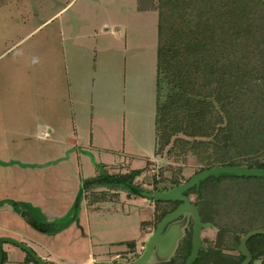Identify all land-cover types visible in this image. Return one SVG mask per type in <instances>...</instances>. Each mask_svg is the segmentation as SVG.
I'll use <instances>...</instances> for the list:
<instances>
[{"label": "rangeland", "instance_id": "1", "mask_svg": "<svg viewBox=\"0 0 264 264\" xmlns=\"http://www.w3.org/2000/svg\"><path fill=\"white\" fill-rule=\"evenodd\" d=\"M136 2L0 0V236L19 240L23 232L49 258L44 246L76 260L118 252L110 241L136 238L148 216L124 197H141L123 184L98 183L95 192L114 194V201V190L122 200L86 212L83 182L144 168L135 181L148 190L153 180L188 179L203 168L194 155L168 154L169 146L154 154L158 17ZM263 187L258 177L223 179L220 204L250 219ZM22 211L52 229L36 231ZM10 245L3 243L4 254ZM157 261L153 254L147 264Z\"/></svg>", "mask_w": 264, "mask_h": 264}, {"label": "trees", "instance_id": "2", "mask_svg": "<svg viewBox=\"0 0 264 264\" xmlns=\"http://www.w3.org/2000/svg\"><path fill=\"white\" fill-rule=\"evenodd\" d=\"M136 1L138 10H155L158 17L154 154L169 146L170 155H194L202 163L200 171L225 165L264 169V159L257 157L264 152V0ZM143 171L99 174L82 184L90 189V202L116 198L95 192L93 186L98 183L123 184L142 197L135 191L141 190L135 179ZM177 177L167 183L153 180L151 189L168 190L187 180ZM238 178L233 174L209 176L186 191L193 196L202 221L216 228L213 239L202 238L204 248L199 249L192 264H239L242 255L224 251L237 249L247 231L264 229V193L257 198L259 205L252 207L250 219L245 218L242 208L241 212L225 211L220 216L218 207L225 198L218 186L223 179ZM178 203L153 201L152 217L141 226L155 227ZM20 214L30 225L35 222L23 211ZM222 219L228 223L220 224ZM51 229L46 224V232ZM191 234L192 218L170 257L154 264H184ZM123 244L129 247L127 252L138 257L133 240ZM246 246L252 255L248 264H264V235L251 236ZM24 263L36 264L29 254Z\"/></svg>", "mask_w": 264, "mask_h": 264}, {"label": "water", "instance_id": "3", "mask_svg": "<svg viewBox=\"0 0 264 264\" xmlns=\"http://www.w3.org/2000/svg\"><path fill=\"white\" fill-rule=\"evenodd\" d=\"M219 174H233L238 177H264V169H243L240 166L230 165L216 166L198 171L181 184L165 191L135 189L139 195L152 201H178L180 204L172 212L165 214L158 221L144 241L143 249L138 257L128 262L116 260L109 264H147L153 254L156 256L169 254L181 236V228L185 224L187 214H190L192 217V234L190 252L184 264H192L198 256L199 249L204 247L201 241V230L210 227V224L201 221L197 207L191 203L189 197L184 193L193 186L197 187L199 182L207 177L218 176ZM104 181L108 182L110 180L105 179ZM180 216H182V219L179 222H174ZM31 227L39 232L46 231L45 222L35 221L31 223ZM256 234L264 235V229H251L240 238L237 249L243 256V260L239 264H248L252 260V255L247 249L246 242L251 236ZM3 243H9L18 247L26 254H29L36 264H46L44 259L39 257L26 243L7 236H0V264H2L3 259Z\"/></svg>", "mask_w": 264, "mask_h": 264}, {"label": "crops", "instance_id": "4", "mask_svg": "<svg viewBox=\"0 0 264 264\" xmlns=\"http://www.w3.org/2000/svg\"><path fill=\"white\" fill-rule=\"evenodd\" d=\"M105 190H108V189H105ZM109 192L110 193L114 192L117 194V199L114 200L115 202L122 200V195L119 194L118 192H115L114 190H109ZM124 198L130 200L133 203H136L138 205L137 208L139 209V212L141 213V215H148L146 220H143V221H147V220L151 219L152 212H153V201L151 199L141 197L140 201H138V199H136V197H124ZM114 201L113 200H106V201L88 202L87 206H86V212L98 210L99 208H102L101 204H103L104 202H114ZM129 213L130 212L128 211L126 214H129ZM43 222H45L48 225L47 220L43 221ZM141 223H142V220L140 221V227H139V230H137L136 238L131 239L135 243L134 248H135L136 253H139V249L142 251L144 241L146 240V238L151 233V230L149 228L151 226L146 225L144 228V226L143 227L141 226ZM206 229L207 230L214 229L215 232L213 234V237L215 236L216 228L213 227L212 225H210V227L205 228L201 231V240H202V238H206V237H203V235H202L204 230H206ZM41 233H46V231L41 232ZM17 234L21 237L19 240L22 241L23 243H26L29 246V244L25 240V235L23 234V232H18ZM213 237H211V239ZM131 240H125V241L112 240V241H110L109 245L121 247L120 251L112 253L110 250H108L109 254L105 255L104 250H102L100 253L97 254V256H94L93 254H89L88 256H85L84 258L78 259V260H76L75 258L68 257V256L64 257V256L58 254L57 252L49 250V248L47 246L46 247L44 246V251L51 256L50 258L48 256L36 253V251L33 249L32 250L39 257L44 259L46 264H65L63 261H77V264H95V263H100V261H104V262H101L100 264H109V263L116 261V260H121L124 262H128V261L132 260L130 258H125L126 256L131 255V253L127 252L129 250V247L127 245L123 244L124 242L131 241ZM6 244H9V243H6ZM2 246H3V244H2ZM3 253H4V251H3ZM6 253H7V257L4 256V262L2 264H4V263H6V264H25L24 259H25L26 253L24 251H22L21 249H19L18 247L11 244L10 247L6 248ZM122 255L125 257L121 258Z\"/></svg>", "mask_w": 264, "mask_h": 264}, {"label": "flooded vegetation", "instance_id": "5", "mask_svg": "<svg viewBox=\"0 0 264 264\" xmlns=\"http://www.w3.org/2000/svg\"><path fill=\"white\" fill-rule=\"evenodd\" d=\"M148 190H152V189H148ZM159 190V189H158ZM160 191H165V190H160ZM185 195H187L188 197H189V199H190V201H191V203L192 204H194L193 202H194V200H193V196L191 195V194H189V193H187V192H185L184 193ZM180 204V202L178 203V205ZM178 205H176V207L178 206ZM196 206V205H195ZM154 207V206H153ZM154 209V208H153ZM198 209V208H197ZM220 211V216H223L224 215V212L225 211H227V209H226V206H225V204L224 203H221L220 205H219V207H218V212ZM172 212V211H171ZM198 212H199V210H198ZM170 213V212H169ZM199 214H200V212H199ZM223 214V215H222ZM201 217V216H200ZM190 218H192L191 217V215L190 214H187L186 215V220H185V224L187 223V221L190 219ZM182 219V216H180L178 219H176L174 222H179L180 220ZM201 221H202V219H201ZM203 222V221H202ZM204 223H207V222H204ZM185 224L182 226V228H181V235H182V231H183V228H184V226H185ZM210 224V223H209ZM211 225V224H210ZM156 226V225H155ZM144 228H145V226H144ZM150 228V230L152 231L153 229H154V227H149ZM255 229V228H254ZM263 229V228H262ZM203 230V229H202ZM201 230V231H202ZM180 238V237H179ZM178 241V240H177ZM202 241V240H201ZM177 243V242H176ZM203 243V242H202ZM239 244V243H238ZM175 246H176V244H175ZM175 246H174V248H175ZM174 248L172 249V251L169 253V254H167V255H164V256H157L158 257V259L161 261V260H166V259H168L169 257H170V255L172 254V252H173V250H174ZM204 248V247H203ZM237 248H238V246H237ZM237 250V252H232L231 250H225L224 252L225 253H228V254H233V255H241L239 252H238V249H236ZM199 252V251H198Z\"/></svg>", "mask_w": 264, "mask_h": 264}, {"label": "built area", "instance_id": "6", "mask_svg": "<svg viewBox=\"0 0 264 264\" xmlns=\"http://www.w3.org/2000/svg\"><path fill=\"white\" fill-rule=\"evenodd\" d=\"M155 172V171H154Z\"/></svg>", "mask_w": 264, "mask_h": 264}]
</instances>
